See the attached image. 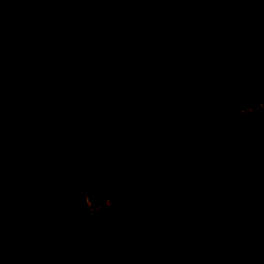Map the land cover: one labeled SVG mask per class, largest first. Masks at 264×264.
Wrapping results in <instances>:
<instances>
[{
    "label": "trees",
    "instance_id": "16d2710c",
    "mask_svg": "<svg viewBox=\"0 0 264 264\" xmlns=\"http://www.w3.org/2000/svg\"><path fill=\"white\" fill-rule=\"evenodd\" d=\"M110 5L111 0H0V252L23 264H81L84 250L98 254L102 264H162L167 252L159 240L174 237L188 220L182 193L212 173L243 179L254 169L256 154L264 155V108L246 111L234 128L214 112L198 136L170 138L151 159L133 153L127 113L115 123L114 113L105 116L106 55L81 51L100 34L119 56L128 53L140 21L114 14ZM204 17L186 2L170 5L157 18L199 24ZM230 38L240 53L253 57L234 69L243 89L237 104L249 108L264 102V26ZM104 120L107 125L95 129ZM92 147L96 163L90 160ZM169 151L182 167L169 165ZM54 187L65 195L62 204ZM245 202L257 214L263 185L250 189ZM60 205L62 227L55 219ZM201 250L185 248L180 264Z\"/></svg>",
    "mask_w": 264,
    "mask_h": 264
},
{
    "label": "rangeland",
    "instance_id": "374dc122",
    "mask_svg": "<svg viewBox=\"0 0 264 264\" xmlns=\"http://www.w3.org/2000/svg\"><path fill=\"white\" fill-rule=\"evenodd\" d=\"M186 2L195 12L205 14L201 23L157 18L170 5ZM110 10L124 19L140 21L128 42V53L119 56L115 49L108 48V39L100 34L87 39L81 51L106 55L109 93L105 116L114 113L115 123L127 113L132 130L129 148L133 153L151 159L168 146L170 138L198 136L214 112L224 115L229 128L243 121L246 110L237 104L243 89L234 69L253 57L240 53L230 36L240 37L255 26H264V0H111ZM182 13L180 9L178 14ZM143 26L147 29L143 30ZM119 89L123 92L117 98ZM6 90L15 94L11 86ZM106 125L104 120L95 129ZM94 149L90 160L96 163ZM168 163L175 168L183 166L171 151ZM253 167L243 179L209 174L197 187L182 193L188 220L174 237L159 240L161 251L167 252L162 264H180L185 248L192 253L202 250L184 264H261L264 204L254 215L245 200L257 184L264 187L263 154H256ZM250 179L256 184L248 182ZM53 194L61 197L60 204L66 201L56 187ZM62 208L58 206L55 212L59 227L65 222ZM88 211L94 212L95 208L89 207ZM81 256V264H102L101 257L89 250ZM0 264L23 262L18 256L0 252Z\"/></svg>",
    "mask_w": 264,
    "mask_h": 264
},
{
    "label": "built area",
    "instance_id": "2783aa9c",
    "mask_svg": "<svg viewBox=\"0 0 264 264\" xmlns=\"http://www.w3.org/2000/svg\"><path fill=\"white\" fill-rule=\"evenodd\" d=\"M264 108V102H257L255 103L252 107L249 108H245L246 111L250 110V111H254V110H258ZM89 207H92L91 205H89Z\"/></svg>",
    "mask_w": 264,
    "mask_h": 264
}]
</instances>
